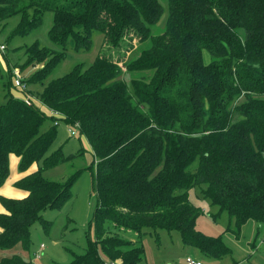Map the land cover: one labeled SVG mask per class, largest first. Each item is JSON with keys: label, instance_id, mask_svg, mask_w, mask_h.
Returning <instances> with one entry per match:
<instances>
[{"label": "trees", "instance_id": "1", "mask_svg": "<svg viewBox=\"0 0 264 264\" xmlns=\"http://www.w3.org/2000/svg\"><path fill=\"white\" fill-rule=\"evenodd\" d=\"M48 12L53 15L50 39L64 49L70 44L90 50L97 32H104L114 48L130 32L145 46L132 50L124 61L126 70L120 60L104 54L88 67L77 63L47 81L67 53L34 41L25 46V64L9 66L1 81L0 188L10 177L11 154L19 157L21 172L39 161L42 166L15 182L25 197L0 193L5 208L0 212V248L28 249L33 225H50L43 212L61 209L73 195L76 175L58 181L43 174L78 155H65L62 148L46 155L60 121L78 123L77 130L87 137L95 155L91 167L96 166L98 195L92 223L99 239L88 235L85 252L67 264H143L146 250L140 236H106L107 220L137 234L178 230L185 244L223 257L230 248L222 236L197 228L202 208L190 201L189 190L202 185L203 195L229 213L237 230L255 220L260 233L264 0H0V25L19 17L6 45L31 34ZM165 15L166 27L161 26ZM34 62L45 64L24 78L25 90H18L26 93L28 86L37 85L39 103L14 95L11 87L17 88L13 68L22 71ZM146 72L150 75L126 78ZM18 256L2 262L24 264Z\"/></svg>", "mask_w": 264, "mask_h": 264}, {"label": "rangeland", "instance_id": "2", "mask_svg": "<svg viewBox=\"0 0 264 264\" xmlns=\"http://www.w3.org/2000/svg\"><path fill=\"white\" fill-rule=\"evenodd\" d=\"M164 5L167 10L166 13H169L170 4L165 3ZM165 20L166 15L161 26L166 27ZM18 21L19 17L16 16L10 18L6 25H0V43L6 44L7 35ZM52 25L53 15L48 12L41 26L29 35L14 38L6 45L5 51H0V103L5 101V90L1 81L8 77L9 66L25 64L28 56L25 46L34 41H38L41 46H45L53 52L65 50L67 53L65 59L54 69L47 81L67 73L77 63H82L88 67L99 55L104 54L120 60L123 69L126 70L124 61L129 58L132 50L135 48L142 49L145 46L139 41L138 36L130 32L125 36L123 45L114 48L111 39L104 32H97L93 35L90 50L84 48L77 50L70 44H68L67 49H64L50 39L48 33ZM206 59L207 61L210 59L208 54H206ZM44 64L45 62H34V64L27 65L22 70L23 77L28 79L35 70L42 68ZM148 75H150L149 72L138 75L127 74L126 78ZM36 86H28L26 93H21L22 91L18 88L11 87L14 95L25 94L27 97H31L32 101L39 103L36 95L38 87ZM41 107L48 111L46 106L41 104ZM69 128L76 129L74 126L60 121L56 140L46 155H51L59 148H62L65 155H78L67 162L44 169L43 174L49 179L58 181H65L76 175L72 197L61 209L53 208L43 212L45 221H49L50 225L48 228L40 222L33 225L31 229L32 241L28 249L22 247L14 250L0 248V264H5L2 262V258L12 257L14 254H18L19 258L24 259V264H67L72 261L74 254L85 252L89 240L88 235L99 239V233L96 232L92 223L98 205V195L94 183L96 166L93 164L91 167L95 155L87 137L80 134L79 131L72 135ZM41 166L42 161L34 164V168L37 169ZM10 169V177L0 193L8 191L12 193V197L18 198V189L13 186V182L24 172L19 169V157L16 154H11ZM32 171L33 167L26 174ZM205 187L202 185L191 188L189 198L192 203L202 208V212L197 218V228L209 235L222 236L225 245L230 248L229 253L221 258L213 257L201 252L194 246L185 244L178 230L157 229L155 231L149 229L137 234L132 229L120 227L113 220H107L104 224L105 235L118 234L124 239L133 240L137 238V235L140 236L146 250L143 264H188L186 260L188 256L201 260L203 264H264V225L260 233H257L258 223L255 220H248L237 230L229 213L222 211L218 205L212 204L203 195ZM2 210L4 208L0 204V211ZM42 243L44 247L40 249Z\"/></svg>", "mask_w": 264, "mask_h": 264}, {"label": "built area", "instance_id": "3", "mask_svg": "<svg viewBox=\"0 0 264 264\" xmlns=\"http://www.w3.org/2000/svg\"><path fill=\"white\" fill-rule=\"evenodd\" d=\"M6 49V44L4 43H0V51H5ZM13 79H14V84L17 86V88H19L20 90H25L26 89V85L24 84L23 80H24V77H23V74H22V71L20 70L19 67H14L13 68ZM50 112L51 114H54L56 116H59L61 117V113L54 110V109H50ZM58 122H56V124H58ZM76 129L74 128H69V131L71 132L72 135H75L77 134V127H79V124L77 123L75 126H74ZM44 247V245L42 244L41 245V249ZM187 260V263L188 264H202V262L195 258V257H192V256H188L186 258ZM116 263V262H115ZM114 262H106L105 264H115ZM118 264V263H116Z\"/></svg>", "mask_w": 264, "mask_h": 264}, {"label": "crops", "instance_id": "4", "mask_svg": "<svg viewBox=\"0 0 264 264\" xmlns=\"http://www.w3.org/2000/svg\"><path fill=\"white\" fill-rule=\"evenodd\" d=\"M33 167V171L32 172H34V171H36L37 170V168H34V164L30 167V168H32ZM30 170V169H29ZM28 170V171H29ZM28 171H26V172H28ZM26 172H24V173H21L20 174V177L19 178H21L22 176H24V175H22V174H26ZM19 178H17L16 180H14V182H13V186L15 187V182L19 179ZM9 179V178H8ZM7 179V180H8ZM7 182V181H6ZM6 182H5V184L3 185V187H1V189H0V192L2 191V189H4V187L6 186ZM16 188V187H15ZM18 189V191H17V193H19V197L18 198H22V197H25L26 195H27V192L26 191H24V190H21V189H19V188H17ZM2 195H4V196H8V197H12V193H10V192H3L2 193ZM15 198V197H14ZM1 204V203H0ZM1 206H3L2 204H1ZM4 208V207H3ZM5 211V208H4V210H2V211H0V212H4ZM0 231H2V229L0 228ZM43 244V243H42ZM41 244V245H42ZM41 249V248H40Z\"/></svg>", "mask_w": 264, "mask_h": 264}]
</instances>
